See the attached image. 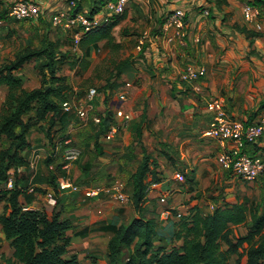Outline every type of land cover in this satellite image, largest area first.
<instances>
[{"label":"crops","instance_id":"crops-1","mask_svg":"<svg viewBox=\"0 0 264 264\" xmlns=\"http://www.w3.org/2000/svg\"><path fill=\"white\" fill-rule=\"evenodd\" d=\"M33 1L41 4L46 12L40 20L16 21L9 15L0 19V31L5 26L11 25V22L14 23V28H11L8 35L2 36L0 32V66L9 60H13L15 54L24 48L39 47L43 39L47 37L49 41L57 45V51L68 54V63L65 65L76 61V69L81 70L79 64L83 62L82 60L85 59L89 62L86 71H78V75L81 76V74L84 75L89 71L96 60H103L110 52H118L124 44L133 48L138 37L144 34L149 36L142 53L139 52L133 58L123 60L126 63L120 71V78L112 79L119 84L126 82L131 84L128 90V100L122 105V109L132 117L128 124H138L146 109L147 124L142 129V140L147 141L150 147L156 144L155 146L162 153L161 157L157 159L159 160L158 168L159 165L165 164L162 169H156L162 181L158 190L149 194L144 205L145 214L148 218L159 216L163 220L165 210H152L153 213L149 209L155 199L166 192L168 193L166 204L168 209L182 211L183 209L198 208L204 215L211 213L208 209L209 204L215 206L233 205L242 201H232L228 197L234 188L243 189L244 183L231 172H227L219 166L217 157L224 152V147L215 140L205 138L203 132L208 127L212 117V114L207 110V103L214 97L225 99L226 109L235 119L243 121L251 119V122L264 119V4L255 5L254 0H132L124 12L123 19L112 31L114 46H110L107 40H103L97 42L96 47L94 44H88L83 49L80 44L75 47L72 30L54 27L51 23L53 14L60 10L69 9V0ZM76 1L81 4L82 11L89 12L93 7L100 6L108 0ZM247 3L253 4L260 10V16L252 23H247L244 19L243 8ZM178 9L184 10L187 14V36L184 43H168L165 39L157 36L160 34V27L166 16ZM206 11L209 12L208 16L205 15ZM102 15L103 13L99 12V16ZM108 21L102 20V23ZM257 25L261 26V30H257ZM242 29L258 33L259 36L247 38L245 34L241 33L240 30ZM11 31L13 32L12 35L9 34ZM31 33L38 37L37 43L31 37ZM198 38L200 42H197ZM251 40L253 44H251ZM10 45L16 47L13 50H8ZM41 61L42 59L26 64L22 70L16 73V76L22 79L25 89L32 90L40 87L41 79L36 67ZM120 62L112 64L116 67ZM189 64L206 66L207 76L197 84L180 82L179 75ZM30 66L33 72L26 74ZM63 66L60 75L63 74ZM111 71L113 72V70ZM111 71L110 75L112 74ZM107 79L101 81L102 87L99 92L103 96L98 95L97 100H94L90 116L104 117L111 111L112 125H120L122 119L117 118L113 111V97L109 92L103 91ZM29 82H34L35 86L29 87L27 85ZM196 85L202 88L201 93L194 90ZM73 91L72 89V96ZM7 94V87H1L0 108L5 102ZM110 98L112 101L109 106H106ZM82 103L85 101L79 104ZM63 113L66 114L67 123L70 122L73 114H76L74 111L69 113L63 111ZM89 121L94 124L91 119ZM94 125L97 129L100 126ZM36 128L33 127L28 134L31 147L25 152L28 159L27 167H22L17 171L12 169L8 173L9 176L13 174L15 177L17 173L22 177V173L25 174L28 171L24 177L28 178L29 183L42 169V162L47 160L53 152L52 146L50 154L49 147L46 149L34 148L32 139ZM56 129L57 127L54 131ZM151 132L155 133V136H152ZM105 134L101 138L107 142ZM59 135L60 133L55 134V143L61 140L62 136L59 137ZM8 145L9 142L6 139L0 141V151ZM255 146L256 149L254 146H248L247 150L253 148V152L257 151L256 156L264 158V136ZM151 149L150 151H152ZM35 152L41 154L42 159L37 164L36 169H32L30 163ZM178 172L184 174L186 178H194V183L176 181L174 176ZM78 173L77 165H75L72 169L73 177L79 184L89 186L79 182ZM219 186L227 188L225 189V195H227L225 200L215 203L205 197L217 192ZM4 188L0 181V190ZM31 189L33 190L31 191ZM51 190L52 188L47 186L46 193L42 197L43 193L30 188L25 195L20 197V202L25 207L40 209L36 208V198L39 200L45 198ZM72 196L79 197L80 202L85 203L86 208H90L91 204L101 201L107 202V204H115L121 208H127L129 204L133 205L130 200L131 195L125 204H120L108 197L99 201H86L82 194H73ZM44 201L48 205L46 198ZM4 204L0 201V214L3 212ZM133 212V217H135V210ZM81 215H86L87 218L85 219L86 222L81 223V228H76L75 221L70 219L72 222V229L68 231L72 240L70 249H76L74 242L77 239L80 240L79 243L83 250L97 252L98 249H102V242L96 237L101 235L105 244V249L102 251L105 257L95 253L91 257L96 261L91 263L90 260L82 262L85 253L75 252V255L81 264H108V246L114 235V229L122 225L120 216L114 215L109 221L97 220L95 217L105 216L103 208L96 210V215L90 210H82ZM88 218L90 219L88 220ZM0 239L2 240L0 264H4L2 256L12 257L13 249L10 243L5 240L1 224ZM180 244L181 242H177V245Z\"/></svg>","mask_w":264,"mask_h":264},{"label":"trees","instance_id":"trees-1","mask_svg":"<svg viewBox=\"0 0 264 264\" xmlns=\"http://www.w3.org/2000/svg\"><path fill=\"white\" fill-rule=\"evenodd\" d=\"M76 11H82L79 1ZM1 3V1H0ZM255 5L264 4L263 0H254ZM105 3L93 7L89 12L93 16L99 13ZM9 14V9L0 12V19ZM113 17L98 28L83 35L80 46L84 49L88 44L107 40L114 46L112 31L123 19ZM247 38L258 37L259 34L240 30ZM251 44L253 41L251 40ZM144 50V49H143ZM142 53V52H140ZM42 59L36 67L41 79L40 87L27 90L21 78L16 76L26 64ZM68 54L57 51V45L45 37L39 47H27L15 54L0 66V88L5 86L8 94L0 108V141L6 139L9 145L0 151V181L4 189L0 190V201L4 209L0 214V224L5 240L13 249V256H2L4 264H81L75 254H70L71 237L68 231L72 229L69 218L63 217L62 200L58 191L56 179L61 171V163L56 165L51 175V188L55 194L56 204L43 209H29L20 202V197L32 188L28 178L14 177V188L8 190L6 183L9 171H17L27 167L28 159L25 152L31 147L28 134L33 127L46 129V137L51 143L53 152L46 160L54 163L57 155L58 142H54V131L58 124L65 125L66 114L63 113V103L72 97V87L66 76L60 75L63 65L68 63ZM83 61V72L89 62ZM126 61L115 67V72L107 79L103 91L112 97L123 84L112 79H119L121 69ZM252 117V116H251ZM250 117V118H251ZM249 119L248 123H253ZM113 121L112 112L102 117V123L96 132V148L99 149V139L108 131ZM147 124L146 109L141 120L134 127V133L142 141V129ZM148 127V126H147ZM70 137L64 135L61 139ZM256 149L255 145H251ZM253 149V148H252ZM247 152L256 156L257 151ZM169 156V155H168ZM158 160L145 152L141 164L131 176V198L136 216L127 224L114 229V235L108 246V264H230L233 256L242 251L247 257V264H264V211L260 212V204L244 198L236 204L218 205L210 214H202L198 208L190 209L187 214L177 218L171 214L167 224L159 227V216L148 218L144 205L148 200V189L151 183H161L157 172ZM187 183H194V178H186ZM40 191V190H39ZM44 193H46L44 191ZM58 194V193H57ZM175 219L176 232L173 238L168 237L170 222ZM244 225L247 233L233 240L232 227ZM170 241H169V240ZM159 242V243H158ZM174 242L173 246L169 243ZM177 242H181L177 245ZM2 240L0 239V247ZM124 252L128 254L124 258ZM240 264V261H237Z\"/></svg>","mask_w":264,"mask_h":264},{"label":"built area","instance_id":"built-area-1","mask_svg":"<svg viewBox=\"0 0 264 264\" xmlns=\"http://www.w3.org/2000/svg\"><path fill=\"white\" fill-rule=\"evenodd\" d=\"M132 0H108L100 13L91 15L87 11H76L77 3L72 0L69 3L68 10H60L53 14L51 23L54 27L63 28L73 31V41L75 47H78L84 34L101 26L102 20L108 21L113 17L124 14L127 6ZM244 19L247 23L254 22L260 16V10L251 3L245 4L243 8ZM9 17L16 21L38 20L44 15V9L41 4L33 0H17L9 8ZM208 16L209 12L206 11ZM257 30H261V26H256ZM188 21L187 14L184 10L178 9L169 13L160 27L158 38H163L168 43L180 42L184 43L187 36ZM172 32V33H171ZM149 36L144 34L137 40V50L142 52ZM200 42V39H197ZM207 76V68L200 64H189L180 73V82L185 84H197ZM130 83L121 85V87L113 95V111L117 118L122 119L119 125L113 124L109 131L105 134V140L111 142L115 139L122 126L127 125L132 117L122 109V105L128 100V90ZM198 93L202 92V88L198 85L194 87ZM97 94L96 89H91L85 103L73 106L70 102L63 103V111L66 113L74 111L76 115L83 121L92 120L94 124L102 123V116H90L93 109V102ZM207 110L212 114L208 127L204 130L203 136L208 139L217 141L224 147V152L217 157L219 166L231 172L235 177L244 182H254L260 177H264V158L252 156L247 152V147L256 145L264 136V119L248 123L247 121L233 118L226 109V101L222 97H214L207 103ZM57 154L62 156L61 171L57 176L56 183L58 185L59 195L82 194L86 201H99L104 197H108L120 204H125L130 197L126 192V184L121 180H115L108 185L100 186H83L79 184L72 175V169L79 161L82 152L74 144L71 137H66L58 142L56 148ZM42 159L41 154L35 152L30 167L36 169L37 164ZM174 179L184 183L186 177L178 172ZM14 175L10 174L6 183V188L11 190L14 188ZM160 183H151L148 193L158 190ZM33 189H31L32 191ZM48 205L54 206L56 198L51 190L46 194ZM160 203L167 204L168 193L158 196ZM214 204H209L208 209L212 212L215 209ZM31 208L25 207L24 211ZM181 212L177 214V218L181 217ZM171 216L170 210H165L164 217L167 219Z\"/></svg>","mask_w":264,"mask_h":264},{"label":"rangeland","instance_id":"rangeland-1","mask_svg":"<svg viewBox=\"0 0 264 264\" xmlns=\"http://www.w3.org/2000/svg\"><path fill=\"white\" fill-rule=\"evenodd\" d=\"M0 12L6 9H9L10 6L16 2L17 0H0ZM71 0L68 2L70 3ZM67 2V3H68ZM44 11V15H45ZM40 20V19H39ZM11 25L5 26L0 32L2 36L8 35V32L13 27V22ZM29 23V22H24ZM29 29V28H28ZM9 34H13L11 31ZM35 43L38 42V37L32 35ZM140 37L137 38V40ZM13 39V37H12ZM136 40V41H137ZM11 43V41H9ZM16 47L15 45H10L8 50H13ZM135 49V51H134ZM11 54V53H10ZM135 54H139L137 50V43L133 45V48H129L126 44L122 46V49L118 52H110L103 60H96L89 71L82 75H78V71L81 72L83 67V62L79 64L81 70L76 69V61L73 63H69L68 65L63 66V74L67 77L68 83L72 87L73 96L69 99V102L73 106H77L80 102L86 101L89 91L91 89H96L97 94L95 96V100H97L98 95H102L99 90L102 87V82L106 80L110 71L113 70L112 73L115 72V65L112 64L114 62H120L126 59H131ZM139 58V57H137ZM136 59V58H135ZM32 73V68L30 66L29 71L26 74ZM62 74V73H61ZM62 74V75H63ZM29 80V79H28ZM30 81V80H29ZM127 83V82H126ZM125 83V84H126ZM29 87H34V82H29L27 84ZM76 89V90H75ZM186 94V93H183ZM187 95V94H186ZM103 96V95H102ZM130 97V96H129ZM114 98V97H113ZM112 101V98L108 99V105ZM96 107V105H95ZM96 113V112H95ZM133 122V121H132ZM135 124H128L120 129L117 137L111 142H104L102 138L99 139V149L96 148V132L97 127L94 124H91L90 121L81 120L76 114H73L70 122H66L65 125L58 124L57 131L60 133L59 137L68 135L73 139L74 144L78 146L81 150L82 155L77 162L78 168V178L79 182L84 183L89 186H100V185H108L115 180H121L126 184V192L131 195L132 193V182L131 176L137 170L138 166L141 164L143 156L146 153H149L159 159L162 153L159 152L156 144L149 146L150 144L147 141H139L134 133ZM35 135L33 136V144L34 148H43L46 149L49 147V154L51 153V143L46 137V129L37 127L34 130ZM152 136H155V133L151 132ZM36 144V145H35ZM150 148H152L150 151ZM48 152V151H47ZM52 154V153H51ZM62 162V156L57 154L54 158V163L47 164L46 160H44L41 164V170L39 173L33 178L30 182V186L35 189L36 192L43 193L41 196L44 197V191L46 192L47 186L52 187L50 184L51 175L54 173L56 165ZM159 162V160H158ZM162 164V163H160ZM162 166L165 164L159 165L158 169H162ZM44 167V168H43ZM27 172L25 174L27 175ZM22 173V175H25ZM242 181V180H240ZM244 188L240 189L238 187L234 188V190L228 197L231 198L232 201H241L244 197L249 198L255 203L260 204V212L264 211V177H260L254 182H244ZM226 187H217V192H213L212 194L206 195L205 197L215 203L221 202L227 198L225 195ZM40 190V191H39ZM56 195H59L58 191H55ZM58 193V194H57ZM60 196V195H59ZM45 198L39 200L36 198V208H46L52 207L46 205L44 201ZM62 200V210L63 217L72 219L75 221L76 228H81V223L86 222V215H81L82 210H90L96 215V210L99 208H103L104 215L103 217H95L97 220L109 221L115 215L120 216L121 224H127L133 218V205L129 204L127 208L119 207L115 204H107V202H99L96 204H91L90 208H86L85 203L80 202V198L77 196L70 195H62L59 197ZM132 201V198L130 199ZM45 204V205H44ZM115 206V207H114ZM152 207L149 209L150 212L156 211L157 209L170 210L171 214L175 216L177 213L187 214L188 209L176 210V209H168L167 205H163L160 203L159 198L155 199ZM154 210V211H152ZM90 218H88L89 220ZM163 220L159 219V227L163 225V223L167 224V219L164 217ZM175 219L168 220L170 224V230L168 233V237L173 238L176 232V225H179ZM232 238L233 240L237 239V237L244 236L247 233V227L244 225L232 227ZM96 239L101 240L102 249H98L97 252L94 250H83V247L80 245V240H75L76 249L71 248L70 254H75V252H83L86 255L82 257V262L90 260L91 263H95V259L91 256H94L95 253L99 256H104L105 254L102 252L105 249V244L103 243V236L98 235ZM169 240V239H168ZM170 241V240H169ZM169 243V242H168ZM174 242L169 243L170 246H173ZM73 247V246H72ZM80 250V251H79ZM83 250V251H82ZM102 252V253H101ZM128 254L124 252V258H126ZM105 260V258H104ZM240 261V264H247V257L242 251L237 256H233L230 264H237V261Z\"/></svg>","mask_w":264,"mask_h":264}]
</instances>
